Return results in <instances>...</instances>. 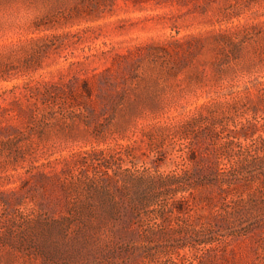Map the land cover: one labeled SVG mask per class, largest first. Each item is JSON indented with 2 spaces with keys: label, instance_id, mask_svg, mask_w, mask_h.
Segmentation results:
<instances>
[{
  "label": "rangeland",
  "instance_id": "1",
  "mask_svg": "<svg viewBox=\"0 0 264 264\" xmlns=\"http://www.w3.org/2000/svg\"><path fill=\"white\" fill-rule=\"evenodd\" d=\"M0 264H264V0H0Z\"/></svg>",
  "mask_w": 264,
  "mask_h": 264
},
{
  "label": "trees",
  "instance_id": "2",
  "mask_svg": "<svg viewBox=\"0 0 264 264\" xmlns=\"http://www.w3.org/2000/svg\"><path fill=\"white\" fill-rule=\"evenodd\" d=\"M106 217L111 220H120L121 222H128V214L131 212L129 208H123L121 206H113L105 211ZM204 245H213L211 242H205Z\"/></svg>",
  "mask_w": 264,
  "mask_h": 264
}]
</instances>
